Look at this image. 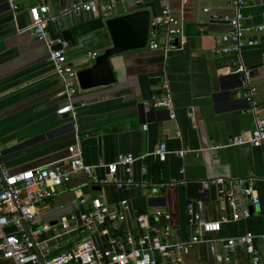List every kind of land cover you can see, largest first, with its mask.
<instances>
[{"label": "crops", "instance_id": "0c3cea01", "mask_svg": "<svg viewBox=\"0 0 264 264\" xmlns=\"http://www.w3.org/2000/svg\"><path fill=\"white\" fill-rule=\"evenodd\" d=\"M72 1L91 0H21L17 12L9 0H0V169L16 173L57 163L67 167L68 148L78 139L83 158L91 165L112 163L122 154L138 157L154 150L160 142H165L171 153L165 161L151 155L138 159L130 166L131 172L120 166L114 177L122 181L132 178L137 186L120 188L115 182L93 185L85 174L74 175L52 197L36 203L32 226L55 224L63 215L85 209L73 205L76 198H101L117 210L127 199L126 220L117 228L108 224L111 237L140 235L138 216L148 215L153 225H167L175 237L186 240L193 230L187 211L190 201L203 199L206 218L219 219L230 213L221 208L230 180L250 178L262 201L263 213L225 224L222 234L259 231L264 223V144L226 146L231 138L255 127L240 76L221 75L218 71L234 58L218 53L221 35L228 31L233 15L228 1L111 0L114 10L109 18L140 9L150 10L156 18L169 4L184 22L181 41L185 49L166 57L162 49L146 46L112 56L115 83L82 89L77 79L73 98L76 118L58 112L66 98L60 96L63 85L50 60V49L57 43L50 48L31 32L20 31L30 23V6L49 3L56 9ZM242 11L247 27L264 23V0H246ZM109 18L71 16L51 23L48 31L55 42L63 40L64 30L72 33L75 44L68 43V58L77 71L83 70L93 62L85 60L89 52L99 53L113 45L105 23ZM248 34L258 38L259 45L245 48L242 59L253 69L264 116V32ZM165 81L174 96L176 119L169 117L167 109L153 104L154 97L163 95ZM212 144L223 147L212 150ZM181 149L192 151L181 158L176 154ZM96 173L101 177L108 174L105 168H97ZM219 177L226 179L224 184L211 182ZM204 183L206 193L201 195ZM95 186L99 189L94 190ZM157 210L169 213L170 219H158ZM111 227L122 234H114ZM92 237L100 244L108 242L105 235L94 233ZM71 238L54 252L65 250ZM191 250L189 255H177L189 264H211L206 244ZM0 264L14 261L3 259Z\"/></svg>", "mask_w": 264, "mask_h": 264}, {"label": "built area", "instance_id": "2783aa9c", "mask_svg": "<svg viewBox=\"0 0 264 264\" xmlns=\"http://www.w3.org/2000/svg\"><path fill=\"white\" fill-rule=\"evenodd\" d=\"M21 0H9L15 12ZM186 3L187 0H182ZM233 9L229 19V29L221 35V46L218 53L223 56H234L218 69L221 75L239 74L242 86L246 90V99L255 120V127L233 137L226 146L250 144L259 147L264 144V116L259 98V90L254 84L253 69L248 67L242 52L247 47L259 45V40L248 32H264V23L247 27L244 23L242 9L246 0H227ZM114 10L111 0L72 1L61 3L54 9L49 3H41L29 7L30 23L20 31L31 32L38 39L45 40L51 48L62 43L59 49H50V60L54 72L60 79L63 88L60 96L66 103L58 110L60 114L70 113L76 118V105L73 98L76 93L77 70L68 58V42L51 39L48 28L51 23L71 16L93 14L109 18ZM206 11H208L206 9ZM183 20L178 18L172 7L165 5L160 16L151 22L147 46L151 49H162L166 53L183 48L181 37L184 34ZM97 52H89L86 61L93 60ZM163 95L154 97L153 104L168 110L169 117L176 119V104L169 83L164 82ZM147 128V126H144ZM223 145L212 144L210 149L217 150ZM68 166L54 164L47 167H36L12 173L1 170L0 188V260L12 259L14 264H189L182 253L189 255L191 248L206 244L211 256V264H264V223L259 231L245 229L237 235L219 236L223 226L238 223L263 213V204L257 193L254 182L250 178L230 180V188L222 196L221 208L230 211L219 219H208L204 215L203 199L190 201L187 204L192 233L186 240L175 237L170 228L153 225L150 216H138V224L142 233L138 236L128 233L123 239L111 237L109 223L118 227L127 218L129 201H121V210L111 208L101 198H76L73 205L84 206L80 212L63 215L55 224L45 223L33 227L37 216L36 203L52 197L57 189L71 181L74 175L85 174L93 185L115 184L122 187L137 186L132 178L125 181L114 176L120 166L131 172L130 166L138 159L155 156L165 161L171 151L165 142H160L154 150L146 154L134 156L122 154L112 163L91 165L85 162L79 139L69 146ZM190 149H181L176 154L183 158ZM97 168H105L107 176L96 173ZM224 177L211 180L212 183L224 184ZM202 184L200 193H206ZM164 186L165 183H161ZM238 192V197L236 193ZM251 206L254 207L253 211ZM158 219H170L171 215L157 210ZM28 224V227L25 225ZM15 231H8V228ZM102 229V230H101ZM107 236V243H99L92 234ZM75 237L70 245L61 252H54L60 244Z\"/></svg>", "mask_w": 264, "mask_h": 264}, {"label": "water", "instance_id": "95a60500", "mask_svg": "<svg viewBox=\"0 0 264 264\" xmlns=\"http://www.w3.org/2000/svg\"><path fill=\"white\" fill-rule=\"evenodd\" d=\"M157 18L158 17L152 18V14L150 10L140 9L132 13L115 16L107 19L105 23L110 32L113 45L109 48L102 50L99 53L97 52V55L92 60L93 62L91 66H89L86 69L77 71V78L80 87L82 89H91L94 87L110 85L112 83H115L116 75L111 63V57L116 54L124 53L129 50L146 48L151 22L153 19H157ZM25 32L28 31H23L22 33ZM62 36H63V40L68 42L70 45L75 44V40L70 31L64 30L62 32ZM61 47H62V43H57L53 47V49H59ZM184 49L185 46L183 45V48L178 51H172L169 53H166L164 50L162 51L166 57H169L172 54L180 53L184 51ZM245 145L251 146L250 144L237 145V146H245ZM93 189L94 190L99 189V187L95 186L93 187ZM253 209L254 207L251 206L252 211ZM25 225L28 227V224ZM28 231L30 232L29 227H28ZM222 231L218 233L219 236H223ZM72 240H74V238L70 239V241ZM66 243H68V241L63 242V244Z\"/></svg>", "mask_w": 264, "mask_h": 264}, {"label": "trees", "instance_id": "16d2710c", "mask_svg": "<svg viewBox=\"0 0 264 264\" xmlns=\"http://www.w3.org/2000/svg\"><path fill=\"white\" fill-rule=\"evenodd\" d=\"M111 229L114 234H122L121 230L115 229L113 227H111Z\"/></svg>", "mask_w": 264, "mask_h": 264}, {"label": "rangeland", "instance_id": "374dc122", "mask_svg": "<svg viewBox=\"0 0 264 264\" xmlns=\"http://www.w3.org/2000/svg\"><path fill=\"white\" fill-rule=\"evenodd\" d=\"M76 69V68H75ZM77 70V69H76Z\"/></svg>", "mask_w": 264, "mask_h": 264}]
</instances>
